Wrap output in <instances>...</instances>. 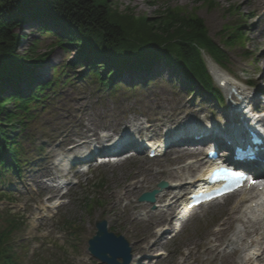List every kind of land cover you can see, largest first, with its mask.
Listing matches in <instances>:
<instances>
[{"label": "rangeland", "instance_id": "rangeland-1", "mask_svg": "<svg viewBox=\"0 0 264 264\" xmlns=\"http://www.w3.org/2000/svg\"><path fill=\"white\" fill-rule=\"evenodd\" d=\"M107 1L114 11L132 16L133 19L154 17L166 6L181 9L201 19L209 38L223 50L227 58L225 67L221 69L204 56L207 65H214L241 84L250 83L251 90L258 95V104H251V108L259 109L262 105L259 101L264 94V67L260 66V59L264 56V43L259 29H255L258 18L252 13V4H245L247 0H211L210 5H207L209 0ZM229 10L231 13H228ZM263 19L264 16L259 22H263ZM45 25L49 26L48 34H42L38 29ZM224 26H240L243 39L234 46H224L222 41L227 38V35H222ZM13 32L16 36L17 56H25L29 48L33 50L30 58L50 51L45 63L34 72L46 82L61 67L63 75L60 82L66 76L79 79L85 73L78 64L67 66L74 61L77 49H64L54 45V36L60 34V29L52 27L50 21L42 19L38 23L36 20H28ZM135 73L133 69H126L118 74L113 87H118L115 95H112L111 89L100 88L94 79L84 83L76 79L67 85H60L55 94L48 95L28 123V128L20 134V137H24L21 145L27 165L21 167L18 177L5 175L4 180L8 183L6 181L5 186L0 185V191L14 200L12 204L0 201V220L4 211H9L10 215L16 216L21 222L20 232L12 241V251L18 257L19 264H44L48 260L55 263L61 261L63 264H97L87 252V242L95 233L94 223L100 220H105L108 232L114 236H122L128 242L132 256L135 254L138 259L134 264H222L221 258L228 254L224 250V241L214 242L211 234L220 229L224 210L233 208L237 196L230 199L221 212L211 213L209 208L198 210L186 223L183 231L173 238L165 233L161 241L153 244L155 239L142 241L138 225L132 222L135 212L129 210V205L138 204V196L152 191L158 182L171 180L162 172L156 181L145 186L142 184L141 191L134 197L119 200L115 204L113 195H118L121 185L126 184L131 175L138 171L167 170L169 167L161 164L162 158L147 160L139 157L117 165L99 166L91 169L81 179H76L77 185L72 184L75 180L69 176L76 178L77 168L70 164L75 153L67 154L65 151L72 141L77 140L75 137L82 133L106 132V135L121 137L129 131L128 121L137 119L144 122L151 118L155 120L158 136L161 135L159 129L171 128L178 132L192 123L211 122L208 124L223 126L226 116L222 108L225 105L209 100L197 84L186 86L178 71L164 62L161 61L158 67L152 69L149 81L139 78L144 77L143 72ZM192 92L196 94L192 95ZM10 108L7 105V109ZM190 108H197L199 113L185 118ZM62 132L64 134L60 136ZM158 136L154 138L159 139ZM92 141L95 142L94 139ZM203 156L202 153L201 158ZM64 174L67 176L62 178ZM46 177L61 178V182L65 183L63 190L61 188L57 193L48 192L53 198L69 188L68 195L62 200L58 210L46 209L55 204L45 203L46 192L36 185V182ZM45 183L52 185L49 181ZM85 198L90 209L83 204ZM154 210L151 206L148 209ZM167 226L172 225L159 224L154 228H171ZM238 226L232 223L226 238ZM66 229L69 230L65 231ZM215 243L219 245L217 251L207 255L208 249ZM151 245L153 246L150 247ZM141 249L143 253L137 255L136 251L140 252ZM235 261L233 264H237V259Z\"/></svg>", "mask_w": 264, "mask_h": 264}, {"label": "trees", "instance_id": "trees-1", "mask_svg": "<svg viewBox=\"0 0 264 264\" xmlns=\"http://www.w3.org/2000/svg\"><path fill=\"white\" fill-rule=\"evenodd\" d=\"M211 3V0L207 1V5ZM42 19L60 29V34L54 36L55 46L77 49L74 61L67 66L78 64L85 70L79 79L64 77L62 85L75 79L80 82L94 79L109 90L116 72L120 74L126 69H133L150 73L162 61L178 71L179 77L188 84L194 82L211 99L221 100L207 76L201 53H206L221 68L227 62L226 55L209 38L202 20L181 9L166 6L154 17L133 19L114 11L107 0H0L1 185L4 184L2 180L5 175L19 176L21 167L27 165L21 145L24 137H20V134L28 128V123L48 95L55 94L63 75L61 67L59 72L51 74L50 81L37 82L34 72L45 63L49 50L33 58H30L32 48L25 56L15 54L16 36L13 31L28 20L41 23ZM47 27L45 25L38 29L42 34H48L50 31ZM241 32L240 26H224L222 35H227V38L222 41L223 45L234 46L243 39ZM7 105L11 108L7 109ZM87 202L85 198L83 204L90 209ZM1 217L0 264H19L18 257L12 251V241L20 232L21 222L9 212ZM44 264L63 263L48 260Z\"/></svg>", "mask_w": 264, "mask_h": 264}, {"label": "bare ground", "instance_id": "bare-ground-1", "mask_svg": "<svg viewBox=\"0 0 264 264\" xmlns=\"http://www.w3.org/2000/svg\"><path fill=\"white\" fill-rule=\"evenodd\" d=\"M247 2L252 4V13L255 18H258L257 23L255 24V29H259L258 31L261 35L262 42L264 43V19L263 22H259L261 17L264 16V0H247L245 4ZM258 24L260 28H258ZM260 66L264 67V56L260 59ZM209 68L211 71L210 74L214 78L216 86L222 88L226 95L230 94L231 90L237 91L238 93L239 97H237V101L235 99H230L233 105H231V108L228 111L229 115L231 114V112L236 110L243 111L245 109V107H243L244 104L242 105L243 101H246L250 98L255 99L257 97V92H253L245 88L243 84L235 81L230 76L223 74L218 68L212 66L211 64ZM206 73L209 79H211L208 71ZM262 108L263 106L261 105L259 107V110L264 112V109ZM197 113H199L197 108H190V112L187 113V116H185V118H188L191 115H198ZM228 114H225L226 118L230 117L228 116ZM128 122L129 125L127 126V128L133 129L131 131L132 134L134 130H137V133L144 134L146 135L145 137L154 138L158 136L157 131L155 130V120L153 118L147 119L144 122H140L137 119H133ZM263 122L264 119L262 120V123ZM210 125L211 124L208 123H206L205 125H200L198 123L191 124L186 130H184L185 132L179 135L184 134V136L187 137V135L189 136L190 134H195L201 131L208 134L212 129L215 128L214 126ZM159 132L161 133V135L158 137L161 138H165V136L167 135L169 137L174 134L171 132V128H165V130L159 129ZM66 133L67 131H65V134ZM126 133L127 132H125L124 135H126ZM62 134H64V132H62L60 136H62ZM132 134L130 135L132 136ZM95 135L96 133L91 132L77 135L75 138H77L79 141H73V147L69 150H66L65 152L69 153L83 147L88 148L89 143L92 142V139L95 138ZM237 135L238 136L235 137V134H230L228 138L230 140H240L245 136V131H242L241 133L239 132ZM129 137V135L126 136V138ZM129 140L130 139H128V141ZM134 141L132 142V144H135ZM120 142L121 144L124 143L123 141ZM161 142L162 144H159V142H153V144L149 145L148 148L160 149L164 143V140ZM106 143L107 144L104 147L98 148V153H103V149H106L107 151L113 150L114 146H117L119 142L114 140L107 141ZM217 143L219 145L216 147L217 149L223 145V143H221L220 141H217ZM121 152V149H117V151L113 153L115 155H118L121 154ZM201 155L202 154L200 152V148L196 147V145L189 148H180L174 151H171L169 148H167L166 152L161 156V164L169 167L167 170L149 171L143 169L141 171H138L137 174L131 175L129 181L126 184L121 185L120 193L118 195L116 193L113 195L115 204H118L119 200L123 201L129 199V197H134L141 191L142 184L145 186L149 185V183L151 182L156 181L157 176L159 175V173L163 174L162 172L166 174L167 179L171 180L166 181V183L168 184L167 189L160 192L155 197L154 211H148L150 205L145 203L129 205V210L135 212V217H133L132 222L138 225L139 234L142 236V241L155 239V241H153V244L156 241H161L160 239L163 237L165 231L164 229L156 230L154 226L159 224L172 225L173 222L176 221L177 217H181L182 215L184 216L186 214V208L185 206H183L180 212L176 216H174L173 211L176 207L177 202H179L180 200L179 199L176 201V196H178L177 191L181 193L185 192L192 188L193 185L201 183L204 180V171L202 170L207 168L208 162L206 160V152L204 154V157L201 158ZM186 161H189V163L184 165L183 163H185ZM191 175L196 176L194 179L187 178ZM49 180L53 183H56L54 178L52 177L51 179L49 178ZM44 184L45 183L40 181L36 182V185L39 187V189L45 192L52 191L56 193L59 190L60 186H65V183L63 182L56 183L55 187H45ZM261 186L262 184H258L255 189ZM257 192L259 196H253L252 194L241 192L238 196L239 201L235 202L233 208L225 209L227 202L233 196H227L218 203L214 202L216 204H210L211 206L208 205L205 207L209 208L211 213H218L219 211L221 212L225 209L220 229L217 232L211 234L212 237H214V242H219L220 240L224 241V250H226L228 254L223 256L222 258L220 257L222 264L236 263L235 259H237V264H252L254 262L264 264V189ZM241 202L247 204V206H244L243 209H239L236 207V205L240 204ZM189 215L187 218L188 220L191 218V215ZM128 216H130V213L128 214ZM185 222L186 221H184V223ZM232 223H236L239 226L236 229L232 230L229 238H226L227 234L231 230ZM152 246L153 245H151L150 247ZM218 246L219 245L217 243L211 245L208 249L207 255H212L214 252H216ZM142 253L143 249H141L140 252L136 251L137 255H140ZM137 260L138 259L134 254L132 264H134Z\"/></svg>", "mask_w": 264, "mask_h": 264}, {"label": "water", "instance_id": "water-1", "mask_svg": "<svg viewBox=\"0 0 264 264\" xmlns=\"http://www.w3.org/2000/svg\"><path fill=\"white\" fill-rule=\"evenodd\" d=\"M157 187L161 190L166 187L165 183H159ZM157 191L146 193L138 198L139 202H154ZM95 234L87 242V252L97 260L99 264H130L132 257L130 248L122 236L115 237L107 232V224L104 220L95 222ZM121 260V263H118Z\"/></svg>", "mask_w": 264, "mask_h": 264}]
</instances>
